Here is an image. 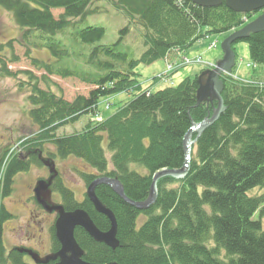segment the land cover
Returning a JSON list of instances; mask_svg holds the SVG:
<instances>
[{"label":"trees","instance_id":"1","mask_svg":"<svg viewBox=\"0 0 264 264\" xmlns=\"http://www.w3.org/2000/svg\"><path fill=\"white\" fill-rule=\"evenodd\" d=\"M94 1L0 0V6L11 13L23 37L38 33L37 39L44 43L51 58H56L47 63L39 61L50 72L53 64L70 56V50L56 39L57 34L68 31L74 45V38L91 45L103 37V27L81 26L84 18L92 13ZM108 1L129 23L135 19L139 22L143 28L144 51L137 59L119 51L129 29L125 26L112 45L94 46L82 54L84 64L95 69L91 77L95 87L86 96L78 95L66 101L50 91L33 87L27 97L28 115L37 130L31 138L19 143L26 151L24 155L18 152L6 160L1 173L0 200L9 196L17 173L26 171L30 163L43 164L40 154L42 144L47 141L55 151L43 160L77 158L90 169V172L78 170L86 185L99 176L117 178L128 199L143 201L148 196L155 172L182 166L185 132L193 122L211 114L216 106V102L197 103V74L184 78L176 86L151 92L142 89L134 68L140 63L149 65L165 59L171 52L184 51L211 33L238 28L243 25L244 17L250 18L249 13L233 12L224 2L204 8L189 0ZM52 9H62V13L54 18ZM238 41L247 43L249 58L254 64L264 65V32L250 33ZM71 54L80 56L73 49ZM60 69L59 74L64 77L79 74L78 70L67 67ZM81 72L82 76L90 77L93 71ZM220 78L224 111L198 137L186 176L180 179L161 177L156 183L155 202L144 210L126 203L107 185L95 188L97 198L114 214L118 241L115 248H109L76 227L74 238L86 262L264 264L261 225L264 191L256 195L249 193L254 188L264 189V84L228 74ZM120 92L134 96L105 119H88L80 132L56 136L58 128L76 122L81 116H95L101 97ZM105 140L106 148L103 146ZM50 187L59 194L65 211L81 208L99 230H108L106 216L97 213L86 196L78 202L58 173L52 175ZM141 214L146 220L137 227L136 221ZM11 218L13 215L0 203V264L7 261L11 264H58V259L25 261V250L31 249L24 246L7 251L2 230L4 222ZM50 232V253L53 255L60 248L53 224Z\"/></svg>","mask_w":264,"mask_h":264},{"label":"rangeland","instance_id":"2","mask_svg":"<svg viewBox=\"0 0 264 264\" xmlns=\"http://www.w3.org/2000/svg\"><path fill=\"white\" fill-rule=\"evenodd\" d=\"M91 10L92 13L84 18L81 26H101L105 31L103 37L91 45L82 44L74 38L76 40L74 45V42L69 38L68 31L57 34L56 39L70 50V56L61 58L58 63L53 64V69L49 68L50 72H48L40 62L47 63L56 58L52 59L43 46L44 43L37 39L38 33H30L23 37L22 30H19L15 24L11 13L0 6V157L5 153L0 162V180L6 160L18 152L24 155L26 151H23L20 146L21 142L31 138L37 130L28 115L30 104L27 97L34 86L44 91H50L66 101H72L78 95L86 96L95 87L91 78L94 76L95 69L84 64L82 54L88 53V50L94 46L112 45L118 40L120 30L125 26H128L129 29L122 39L119 51L127 53L132 59L139 58L144 51L143 28L136 19L129 23L126 16L114 9L108 0H95L91 5ZM263 11L264 8L250 14V18H247L238 28L221 33H211L196 40L184 51L171 52L165 59H159L149 65L138 64L134 71L139 76L142 89L154 92L166 86H176L186 77H193L197 74L198 78L199 74L213 69L216 62L223 57L220 47L222 41L251 22ZM51 12L54 18H57L62 13V9H52ZM71 49L78 51L80 56L71 54ZM232 49L236 55V64L230 75L233 78L254 79L264 84V65H256L250 60L247 43L235 41ZM63 67L78 70L79 74L64 77L59 74L62 70L60 68ZM81 70L93 72L90 77H86L81 75ZM169 76L170 82L168 83L158 80L168 81ZM133 96V93L120 92L112 96L101 97L97 103L96 116L83 115L76 122L58 128L55 132L56 136L61 137L80 132L86 126L88 119H93V116L101 120L105 119L113 114L118 107L130 101ZM103 146L106 148V140L103 142ZM54 151V147L46 141L42 144L40 155L44 159L48 157V153H54ZM46 160L47 165L30 163L26 171L17 173L13 177L9 196L0 200V203L13 215V218L3 224L4 247L7 251L15 246L31 248L33 254L27 253L24 256V260L27 262L43 259L51 254L50 227L55 212L46 211L35 200L34 189L37 182L47 180L50 164H53L62 183L74 192L76 200L80 202L84 199L86 184L78 170L90 172L86 164L74 157L65 159L55 157L50 159L52 161ZM139 172L143 174L144 170L140 168ZM263 191L264 189L254 188L249 193L256 195ZM41 198L48 205H57L60 202L59 194L51 187L47 192L41 193ZM257 218L258 213L255 214V219ZM145 220V215H139L136 221L137 227ZM261 225L264 229V217L261 218ZM5 264L11 263L7 261Z\"/></svg>","mask_w":264,"mask_h":264},{"label":"water","instance_id":"3","mask_svg":"<svg viewBox=\"0 0 264 264\" xmlns=\"http://www.w3.org/2000/svg\"><path fill=\"white\" fill-rule=\"evenodd\" d=\"M193 4L204 7H216L224 2L225 6L237 13H255L264 8V0H189ZM264 32V11L255 17L251 22L244 25L240 30L233 32L230 36L222 41L220 44L223 57L216 62L213 69L206 70L199 74L197 78L198 86L196 88V101L201 102H216L211 114H208L199 122H193L188 130L185 132L182 139L183 146V164L180 168L161 169L155 172L152 176V181L148 196L143 201H132L128 199L123 187L117 178L108 176H99L93 179L87 186L85 194L87 199L91 202L96 212L106 216L109 220L110 226L108 230H99L89 215L81 208H76L72 211H65L63 206L48 205L42 198L41 193L47 192L51 184L52 175H56L54 165H51L49 173L51 174L47 180H39L34 189V198L46 211L56 212L57 218L54 222V232L57 241L60 244L59 250L51 255H47L43 259H35L34 262H46L49 259H58V264H96L86 262L83 258V252L80 249L74 238V230L76 227L82 228L93 240L103 243L109 248H115L117 245L116 231L117 224L114 214L109 210L95 195V188L98 185H107L111 188L121 199L126 203L134 206L138 210L147 209L156 199V183L161 177L170 176L176 179L186 176L189 163L192 155V148L196 143L200 134L210 125H212L224 111L223 99L221 92L223 88V81L220 78L221 74H229L235 65V54L232 45L235 41L246 38L250 33ZM195 134V137L192 136ZM43 164L47 165V160H41ZM30 255L32 251H26ZM117 264V263H110Z\"/></svg>","mask_w":264,"mask_h":264}]
</instances>
